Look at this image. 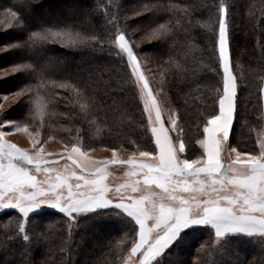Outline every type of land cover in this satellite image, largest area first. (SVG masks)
Here are the masks:
<instances>
[{
    "label": "trees",
    "instance_id": "obj_1",
    "mask_svg": "<svg viewBox=\"0 0 264 264\" xmlns=\"http://www.w3.org/2000/svg\"><path fill=\"white\" fill-rule=\"evenodd\" d=\"M221 4L229 5L233 73L240 92L237 122L230 140L241 148L234 142L237 130L244 137L248 121H261L254 103L259 98L264 74V0H0V49H3L0 71H13L0 77V94L18 93L22 86L28 85L34 90L33 100L39 95L47 104L43 120L27 112L28 105L23 101H16L7 110L6 117L27 123L31 128L36 127V118H39L45 134L58 136L60 131L61 140L69 142L71 128L65 127L79 124V136L86 138L89 125L86 126L85 120L95 113L98 122L105 117L111 120L107 145L120 144L123 136L148 139L150 132L146 129L139 93L134 94L129 87L128 70L112 51L113 37L127 28L125 35L129 42L139 48L137 57L157 74L162 89L181 116L183 129L186 128V155L194 158L197 150L189 142L190 132L200 130L202 117L206 118L211 111L214 95L203 85H215L220 79L219 75L203 71V66L210 62ZM143 5L155 7L157 11L145 14ZM86 9L91 14L85 17ZM11 12L24 16V27ZM63 21L67 22V30L79 33L81 38L99 36L101 42L73 47L59 38L49 39L37 53L38 57H34L48 65L49 75L33 78L29 69L18 68L21 63H31L22 59L28 49L13 47L23 44L31 34L29 29L39 30L41 23L53 27V22ZM74 23L80 26L73 28ZM149 23L153 28L165 25L171 38L149 41L141 31ZM59 27L63 29L65 25L61 23ZM211 60L216 61L218 57L212 55ZM212 66L222 72L216 63ZM190 69L200 72L201 87L188 75ZM254 73L259 77L254 79ZM67 77L72 82L87 83L88 94L77 95L71 89L53 85V81L62 83ZM89 95L96 104L85 113L80 106L88 103ZM57 215V210L51 208L34 212L21 232L22 214L17 210L1 211L0 264H60L68 260L72 264H114L116 259L124 257L137 238L138 226L133 230L132 225L118 217L102 220L103 225L112 227L107 232L84 221L80 226L70 224L66 217ZM38 231H43L39 242L34 238ZM113 231L116 234L112 235ZM195 231L188 233V244L176 246L174 259L165 257L164 264H195L198 260L201 264H264V242L257 238L233 235L218 244L214 239L201 242L206 236ZM26 235L28 240L24 239Z\"/></svg>",
    "mask_w": 264,
    "mask_h": 264
},
{
    "label": "snow or ice",
    "instance_id": "obj_2",
    "mask_svg": "<svg viewBox=\"0 0 264 264\" xmlns=\"http://www.w3.org/2000/svg\"><path fill=\"white\" fill-rule=\"evenodd\" d=\"M144 13H154L157 8L143 5ZM11 11V10H9ZM135 11V10H134ZM91 14L86 9L83 16ZM137 16L139 12H135ZM21 26H25L24 16L11 12ZM63 23L62 29L59 24ZM80 25L74 23L73 28ZM218 31L213 34V50L210 62L203 66V71L219 75L215 85L204 84L211 96V111L202 117L203 139L198 143L203 151L196 158L186 155L187 145L184 129L180 127L181 116L168 118V126L162 116L149 81L146 67L137 58L139 48L130 43L125 32L120 30L112 39V51L128 70L129 87L133 93L140 92L143 111L147 114L150 126V139L154 138L152 151H139L138 155L120 159L113 149L111 158L93 160L73 143L64 153L81 174L76 171L61 170L56 162H50L42 147V142L32 139L31 149L19 147L6 140L5 129L27 131L28 124L22 126L17 120L6 117L8 109L0 104V210L14 208L24 218L37 209L48 207L57 210L66 217L70 224L80 226L88 222L90 226L103 230L102 220L112 216L123 223L138 226V239L130 248L126 264H164L165 257L175 254L176 246L195 226H210L215 240L223 244L226 239L236 234L255 236L264 242V140L260 142L258 154L251 151H237L229 143L238 115V97L240 95L237 77L231 70L230 16L229 5L219 6ZM39 30L29 29L30 35L21 46L28 49L18 68L29 69L33 78L50 74L46 63H42L37 53L43 50L49 39L59 38L73 47L101 42L99 36L81 38L79 33L67 30V22H53V27L41 23ZM146 38L167 40L169 29L160 24L153 28L149 23L141 29ZM75 35V38L73 36ZM135 49V51H134ZM3 51V49H0ZM216 55L218 60L212 61ZM216 63L222 72L212 64ZM188 75L195 78L197 87L203 79L195 69L188 70ZM53 85L62 89H71L77 95L88 94L87 83L72 82L71 77L65 82ZM33 88L24 85L16 93L17 102L28 105V111L42 120L47 104L43 98L33 100ZM7 99V96L4 97ZM96 101L88 96V103L82 104L81 110L88 112ZM24 115L23 118L27 115ZM39 135V133H37ZM67 148V145H66ZM75 157V159H73ZM109 166H129L130 177H141V181L132 179L118 186L110 187L107 180ZM35 173L43 172L48 179L41 180ZM55 174V175H53ZM76 177V182L71 178ZM152 186L160 191H151ZM134 221V224H133ZM20 231H25V224H20ZM34 238L37 242L43 238V231H38ZM28 240V236H24ZM63 251V249H61ZM60 264H72L71 260Z\"/></svg>",
    "mask_w": 264,
    "mask_h": 264
},
{
    "label": "rangeland",
    "instance_id": "obj_3",
    "mask_svg": "<svg viewBox=\"0 0 264 264\" xmlns=\"http://www.w3.org/2000/svg\"><path fill=\"white\" fill-rule=\"evenodd\" d=\"M138 60H140V59L138 58ZM140 61L142 63V66H145L147 69L145 72V75L149 81V87L152 89L153 94L156 97L159 106L161 107L162 116L165 119V125L167 127L168 126V118L177 115L178 111L172 105V103L169 101L167 94L162 89L161 81L159 80V77L157 76V74L149 68V65L146 62H144L142 60H140ZM231 70L233 71L232 56H231ZM12 72L13 71H0V77L7 76L8 74H11ZM257 76H258V73H256V74L254 73V75H252V77L254 79H256ZM261 77H262L261 78L262 81H261L260 95H259V98L256 100L257 103L256 102L254 103V105H255L254 108L255 109L257 108V111L260 112L258 117H260L261 121L257 122V123H253L251 121L250 122L248 121V124L246 125L247 130L244 131L245 132L244 137L240 136V133L237 130L236 134L234 135L235 140H236L234 142L236 144L240 145L241 148L235 146L233 143H231V140H229V143L232 147H235V148L237 147L236 148L237 151H240V149H243V151H251L253 154H258V152L260 150V147H259L260 142L262 140H264V74L261 75ZM138 93H139V98H140V102L142 105L143 100L141 98L139 91H138ZM5 96H7L6 100L4 99ZM37 97H40V96L37 95ZM40 98H42V97H40ZM16 101H17L16 100V93L0 94V104H3L5 109H9ZM142 109H143V107H142ZM0 112H2V110H0ZM144 116H145L146 121H147V114L144 113ZM98 119L99 118L97 116H95V113H94V114H89V117H87L85 120L86 126H87V124L89 125V130L87 131V137H86L87 139H88V137H90V139H88V142L86 141L85 136H83L84 138H81V136H79V134H81V128L78 126L79 124L73 125V128L70 127L69 125H68V127H65L66 129L71 128L70 130H68V131H70L69 132L70 135L68 134V137H70L69 142H68L67 140H61V138H60L61 132L60 131H58V136L45 134L43 132L42 122L40 121L39 118H36V127L31 128L30 126H28L27 131H24V130L15 131V130H11V129H5V131H7L8 134L4 138L6 140L11 141L12 143H15L19 147H24V148H29V149H31L33 138L40 140L42 142V147H43L45 153L47 154L46 158L50 162L55 161L56 166L58 168H60L61 170L67 169L70 171H76L77 176L81 174L80 170L77 167H74L72 164V161L67 160L66 157H64V155H63L64 153L67 152V150L69 148H71L73 143H76L77 147H80L81 150L86 153L87 157H89L93 160H97V161L111 158L113 155V151H112L113 149L117 150L116 154L120 159H124L126 157H132L134 153L138 155L139 151H152L153 150L154 141L152 140L153 138L150 139L151 129H150V126L148 124H146V129H148V131L150 132V134H148V139L144 138V139L136 140V139H130L129 137L123 136L122 137L123 140L121 141L120 144H117V143L113 144L112 143L113 145L112 144L107 145L108 144L107 142L109 140L108 136L110 135L109 130L111 129V120H107L108 118L106 119V117H105L104 120H101L100 122H98ZM17 122L19 124H21V126L24 124V122H22V121H17ZM183 124H184V122H181V120H180V127L181 128H183ZM199 127H201V128H200V130L198 129L197 132H194V131L190 132V138H189L190 144L192 145V147H194L195 150H197V151H195L196 156L194 158L199 156L203 151L201 145L198 143L199 140L204 138L202 135L203 124H200ZM185 129H184V132H185ZM188 131H189V129L187 128V132ZM37 133H39V135H37ZM192 134H193V136H192ZM232 136H233V134L230 135V138ZM239 138H241V139H239ZM66 145H67V148H66ZM73 159H75V157H73ZM130 171H132V169L129 166H109L106 183H108L110 187H113V186H118L120 184L129 182L132 179H136V180H140L141 186H143L142 178L141 177H130L129 176ZM33 174H36L38 179H41V180L48 179L47 175L44 174L43 172L35 173V171H33ZM53 175H55V174H53ZM71 182L75 183L76 177H72ZM151 191L158 192L160 190L157 187L152 186ZM43 209H48V207L37 209L36 212L39 210H43ZM51 209H54V208H51ZM4 210L5 211L6 210H17L18 211V209L8 208V209L0 210V212L4 211ZM112 217L117 218L115 216H112ZM28 218L23 217L22 222L25 224V229L27 226L26 223L28 221ZM103 228L105 230L107 229V232H109L110 231L109 228H112V227H111V225L108 226V224H106V225H103ZM194 231L197 232V234L203 235V237H204V235L206 236L205 239L200 238L201 242H205V240H207V241H210L212 239L215 240L214 231H212L210 229V226L197 225V226H195L194 230H192V232H194ZM94 233L99 235V232H94ZM117 233H119V232H117ZM114 234H116V232L114 233V231H113L112 235H114ZM236 235H238L239 237L255 238L256 239L255 236H248L246 234H236ZM124 236L125 235H122V237H124ZM122 237H121V239H122ZM188 239H189L188 235H186L183 237V239L180 241V243H182L184 245L188 244L189 243V241H187ZM118 244H120V241H119V243H117V245ZM129 252H130V250L124 255L123 258H121L119 260L116 259L114 264H118V263L119 264H126V262L128 260ZM174 258L172 256V259H174ZM195 264H201V262H199V260H198L197 262H195ZM206 264H208V263H206Z\"/></svg>",
    "mask_w": 264,
    "mask_h": 264
},
{
    "label": "crops",
    "instance_id": "obj_4",
    "mask_svg": "<svg viewBox=\"0 0 264 264\" xmlns=\"http://www.w3.org/2000/svg\"><path fill=\"white\" fill-rule=\"evenodd\" d=\"M138 232H139V228H138V231H137V238L136 239H138Z\"/></svg>",
    "mask_w": 264,
    "mask_h": 264
}]
</instances>
